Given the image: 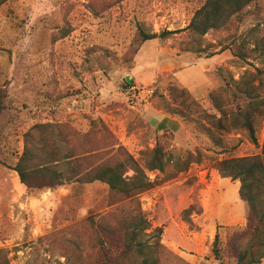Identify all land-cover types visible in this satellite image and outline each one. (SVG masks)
Masks as SVG:
<instances>
[{"label": "rangeland", "instance_id": "obj_1", "mask_svg": "<svg viewBox=\"0 0 264 264\" xmlns=\"http://www.w3.org/2000/svg\"><path fill=\"white\" fill-rule=\"evenodd\" d=\"M204 1L9 0L0 7V97L6 107L0 116V264H73L74 245L89 250L85 221L102 204L107 186L67 183L29 191L12 169L23 152L25 134L33 148L59 143L63 155L70 149L79 154L91 148L95 119L138 162L156 138L167 152L201 154V163L142 194L141 207L151 229L163 228L161 243L181 259L170 264H217L211 253L215 234L223 262L232 264L226 245L234 229L246 226V207L238 197L239 182L221 177L215 165L261 154L264 105L252 115V131L243 126L217 131L221 146H216L201 129L211 126L212 118L201 111H209L210 103L199 102L198 112L185 109L178 93L168 90L181 87L193 98L211 90L226 95L229 88L218 68L237 81L261 64L247 50L241 62L232 61L226 51L156 77L161 49H166L167 60L188 49L213 51L219 41L234 50L244 36L250 41V30L264 20V0L244 9L241 23L199 36L191 21ZM139 32L169 35L143 43L134 56ZM173 62L184 59L173 57ZM259 93L264 96V90ZM36 125L41 128L34 131ZM114 157L104 155L106 161ZM170 172L168 166L163 174L146 175L153 180ZM191 205V222L184 221L182 212Z\"/></svg>", "mask_w": 264, "mask_h": 264}, {"label": "trees", "instance_id": "obj_2", "mask_svg": "<svg viewBox=\"0 0 264 264\" xmlns=\"http://www.w3.org/2000/svg\"><path fill=\"white\" fill-rule=\"evenodd\" d=\"M8 1L0 0V7ZM258 2L259 0H205L192 18V28L196 29L194 32L199 36L210 30L230 28L234 22L241 23L244 9ZM258 28H252L248 35L250 41L246 42L244 36L236 50L219 41L213 45V51L199 48L183 51L193 55L196 62L202 61L203 57L210 59L226 51L229 52L232 61L241 62L246 60V50L259 60L260 68H256L254 72L245 70L237 81L229 75L228 70L224 68L216 70L217 75L229 88V92H225L226 95L211 90L204 97L193 98L181 87H170L168 90L169 94L178 93V99L183 100L185 109L194 108L193 111L198 112L196 108L201 107L199 102L210 103L209 111H201L212 118L208 120L211 126L201 125V129L216 146H221L217 131H228L230 126L234 128L243 126L252 131V115L264 105V96L261 97L259 93L264 90V20ZM198 29L201 31L197 32ZM168 35L169 33L157 35L139 32L133 44L132 54L135 56L143 43L164 39ZM234 41L237 42L235 38L232 43ZM255 82L257 86H254ZM168 109L166 107L168 113L176 115L173 110ZM211 109L213 113H209ZM5 110L4 100L0 97V116ZM178 114L182 115V112L178 111ZM91 122L93 125L89 131L92 137L91 148L79 154L70 149L63 155L64 147H60L59 143L56 145L44 142L33 148L29 145L30 134H25L23 152L12 169L17 174L20 184L29 191L51 190L67 183L99 182L107 186L108 193L100 202L102 204L99 203L98 209L91 212L85 221L91 237L89 250L84 252L79 245H74L73 264L181 262V259L161 243L163 228L151 229L142 210L140 197L188 171L192 164L201 163V154L181 150L177 153L167 152L156 138L154 147L146 148L138 162L114 141L99 119ZM40 128V125H36L33 130L37 131ZM108 154L115 156L113 161L104 159V155ZM116 156H119L120 160ZM168 166L171 167V172L162 178L155 177L150 180L146 175V172L163 174ZM215 170L221 177L239 182L238 197L245 204L247 213L246 226L243 229H234L228 238L226 245L228 260L232 264H260L264 260V143L259 156L222 159L217 161ZM128 171L133 173L130 177L125 175ZM113 206L115 207L111 212L100 214ZM193 208L191 205L182 212L184 221L191 222L188 215ZM150 229L151 231L147 232ZM211 253L217 264H225L218 234L214 236Z\"/></svg>", "mask_w": 264, "mask_h": 264}, {"label": "crops", "instance_id": "obj_3", "mask_svg": "<svg viewBox=\"0 0 264 264\" xmlns=\"http://www.w3.org/2000/svg\"><path fill=\"white\" fill-rule=\"evenodd\" d=\"M10 1H12V0H10ZM163 52H167L166 49H161L162 59L160 62V66H159L156 78H159L158 76L161 77V75L168 73V72H170L171 74H174L175 71L177 69L181 68L182 66H188L189 64L196 63L195 57L191 54L179 53V54H176L175 56L172 55L170 57H167V60H166V56H163ZM173 57H176L178 59V61H181V59H184V62H179L177 65H174ZM185 57H188V60H185ZM201 62L202 61H200L198 63H201Z\"/></svg>", "mask_w": 264, "mask_h": 264}]
</instances>
